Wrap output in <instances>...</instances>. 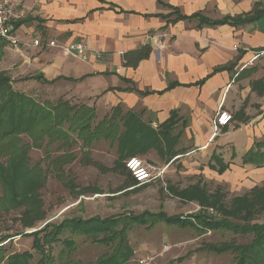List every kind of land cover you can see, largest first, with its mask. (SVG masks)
I'll return each mask as SVG.
<instances>
[{"label": "crops", "instance_id": "crops-1", "mask_svg": "<svg viewBox=\"0 0 264 264\" xmlns=\"http://www.w3.org/2000/svg\"><path fill=\"white\" fill-rule=\"evenodd\" d=\"M257 5L264 8V0H21L25 15L17 34L23 46L2 45L0 70L13 80L30 79L22 83L49 99L83 104L96 115L120 108L157 129L171 121L169 133L181 147H192L186 157H219L227 167L222 173L242 166L244 173L256 169L264 177V167L243 160L264 143L263 86L255 85L264 78L258 69L264 18L239 26L174 22V9L218 22ZM36 39L41 47L33 46ZM51 41L87 45L88 61L49 47ZM143 47L150 56L127 65L124 56ZM221 107L233 121L217 131Z\"/></svg>", "mask_w": 264, "mask_h": 264}, {"label": "rangeland", "instance_id": "rangeland-1", "mask_svg": "<svg viewBox=\"0 0 264 264\" xmlns=\"http://www.w3.org/2000/svg\"><path fill=\"white\" fill-rule=\"evenodd\" d=\"M258 69L264 77V58ZM0 73L13 80L9 73ZM11 89L28 95L37 106L48 101L66 103L64 110L71 109L70 117L75 120L61 126L65 133L61 136L32 138L30 133H21L0 138V264H97L118 250L129 257L124 264H237L239 253L232 249L249 246L252 235L202 234L191 227L162 222L154 226L127 224V220L114 229L124 231V246L120 240L98 241L109 239L110 233L95 238L68 230L58 241L47 235L68 220L137 217L145 212H163L169 217L205 213L216 221L264 224V206L258 203L248 205L240 218L233 213L239 206H235L236 199L264 189V177L256 174V169L244 173V168L237 166L222 173L219 157L210 161L207 157L188 158L185 154L192 147H181L169 133L171 127L153 128L140 115L122 111L96 115L83 104L49 99L44 91L25 86L17 77ZM6 99L0 97V104ZM112 124L119 127L112 140L102 137L89 142L87 135L79 136L82 126L94 130ZM132 158L150 167V180L140 183L133 177L127 168ZM44 229L42 250H37L34 237L27 235ZM68 240L74 244L72 250L65 245ZM224 247L231 250L222 254L212 250ZM25 253L31 257L22 258ZM257 262L264 264V259Z\"/></svg>", "mask_w": 264, "mask_h": 264}, {"label": "trees", "instance_id": "trees-1", "mask_svg": "<svg viewBox=\"0 0 264 264\" xmlns=\"http://www.w3.org/2000/svg\"><path fill=\"white\" fill-rule=\"evenodd\" d=\"M163 4V3H161ZM164 5V4H163ZM262 5H257L255 9L248 13L236 18L227 17L218 22H210L207 18L201 14H195L191 17L180 15L177 9H174V14L177 15V19L174 22L183 20H198L201 25H231L239 26L249 23H255L262 18H264V8ZM115 8V6H111ZM166 18V17H165ZM22 22L17 23L16 29L21 26ZM0 44V61L2 59V50L4 46ZM151 49L149 47H143L138 51L128 53L124 56L127 65L136 66L141 60L147 59L150 56ZM135 59L133 62L132 60ZM225 69L216 70L219 72ZM30 79H22V81H28ZM36 80L44 81L45 83L52 84V82L45 81L43 77H37ZM13 80L5 77L0 73V97L6 96V101L0 104V138L1 140L18 136L21 133H30L32 138L43 137L50 135L61 136L65 135L61 131V126L66 122H72L75 117L71 115V109L64 110L66 103L53 105L51 102L42 106H37L35 100L26 94H19L11 89ZM256 88L263 86L262 90H258L259 94H264V82L258 81L255 83ZM172 87V86H171ZM30 108V109H29ZM89 110H93L89 107L84 106ZM36 109V110H35ZM115 111H121L120 108H116ZM62 112V113H60ZM79 110L76 114H78ZM130 114V113H129ZM76 116V115H75ZM171 121H168L164 127L171 126ZM40 126L42 129L37 130ZM118 126L109 125L103 126L99 125L96 129H91L90 125L82 126L79 129V136L87 135L86 140L93 142L101 139L102 137L107 140H112L116 138L118 132ZM169 134V133H167ZM84 135V136H85ZM244 163L253 164L257 167H264V143H257L255 147L249 151L243 158ZM227 169L226 166L222 165L221 172ZM13 200H16L15 198ZM238 208L233 210L236 217L240 218V212L244 211L246 207L254 206L257 203L264 206V189L256 190L251 197H244L242 199H236ZM122 220L128 223L143 225L151 224V226L157 225L160 222L165 223L170 226H178L180 228H194L197 231H202L200 233H207L208 231H225L232 232L237 235H252L253 241L249 246L243 248H233L232 250L237 251L238 263L237 264H258V259H264V224H249V223H234L228 219H223L221 221H216L212 219L209 215L205 213L193 214L190 216H172L169 217L165 213L160 212L158 214L145 212L137 217L129 216L122 218H111L107 220H101L99 218H92L89 220L84 219H73L65 221L63 224L54 228L47 236L51 241H58L59 236L65 231H71L75 234H85L87 236H94L102 233H110L109 239L98 240L100 243H105L113 240H120L124 246V231H114L115 227L119 225ZM47 230V229H46ZM42 232V233H41ZM45 232L41 230L39 232L28 234L27 236L34 237V248L37 250H42L41 239L42 234ZM120 242V243H121ZM65 245L68 250H72L74 244L71 240L65 241ZM213 251L222 254L231 250L229 247H224L221 249H212ZM125 251L120 254V250L105 260L99 261L97 264H124L129 260V257L125 255ZM24 259L31 257V254L25 253L21 256ZM20 263V262H19ZM18 263V264H19ZM39 264H43L42 261ZM73 264V263H69Z\"/></svg>", "mask_w": 264, "mask_h": 264}, {"label": "built area", "instance_id": "built-area-1", "mask_svg": "<svg viewBox=\"0 0 264 264\" xmlns=\"http://www.w3.org/2000/svg\"><path fill=\"white\" fill-rule=\"evenodd\" d=\"M21 0H0V44L8 45L13 48H19L21 40L17 34L16 25L23 19L25 13L20 9ZM34 47H41L42 41L36 39L33 42ZM51 48H59L63 53L69 56L77 57L83 61H88L89 48L81 42H75L69 45L59 44L56 41L48 43ZM264 55V52L262 53ZM255 55V59L258 58ZM233 121V116L221 107L214 121L215 130L220 127H227ZM127 168L133 177L140 183L151 179L152 173L149 166L138 158H132L127 163Z\"/></svg>", "mask_w": 264, "mask_h": 264}]
</instances>
